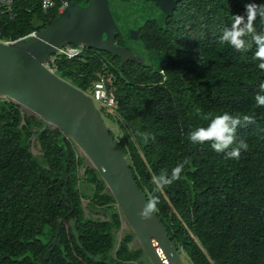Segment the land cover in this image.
<instances>
[{"label":"trees","instance_id":"16d2710c","mask_svg":"<svg viewBox=\"0 0 264 264\" xmlns=\"http://www.w3.org/2000/svg\"><path fill=\"white\" fill-rule=\"evenodd\" d=\"M174 2L167 15L138 3L142 15L126 33L141 44V62L122 65L118 56L84 47L59 57L58 72L85 92L105 70L113 75L108 85L118 106L106 116L121 135L111 134L184 260L264 264V106L256 102L264 70L255 56L256 40H264V0ZM15 9V19H0L7 39L59 15L40 0H16ZM225 30L236 31L247 50L221 43ZM224 112L240 117L233 145L216 152L211 141H190L191 130L209 123L205 115ZM33 136L40 157L31 150ZM240 141L247 148L239 158L228 155ZM123 216L72 139L0 100V264H150L142 247L131 246L132 230L118 242Z\"/></svg>","mask_w":264,"mask_h":264},{"label":"water","instance_id":"95a60500","mask_svg":"<svg viewBox=\"0 0 264 264\" xmlns=\"http://www.w3.org/2000/svg\"><path fill=\"white\" fill-rule=\"evenodd\" d=\"M65 9L52 24L11 43L0 41V97L21 106L72 139L99 171L108 190L139 239L150 264H187L155 210L142 215L150 204L92 97L49 70L44 62L60 48L74 45L109 52L141 62L116 37L130 30L125 7L130 0H64ZM154 1L167 15L174 0ZM175 3V2H174Z\"/></svg>","mask_w":264,"mask_h":264},{"label":"clouds","instance_id":"9594fccd","mask_svg":"<svg viewBox=\"0 0 264 264\" xmlns=\"http://www.w3.org/2000/svg\"><path fill=\"white\" fill-rule=\"evenodd\" d=\"M220 40L221 43L229 45L237 51H246L248 48V45L242 40L238 39V33L233 30L223 31ZM256 44L257 49L255 56L260 60L259 67L264 70V40L257 39ZM261 88L264 90V85H261ZM256 102L258 105L264 106V94H258L256 96ZM204 119L209 121L206 127H196L189 132V139L191 142L203 144L205 142L211 141L210 146L216 152L223 151L234 144L235 137L233 133L235 131V126L240 122L239 116L224 112L215 116L212 114L205 115ZM244 119L250 121L252 118L250 116H246ZM240 148L246 149L247 144H245L243 141H240L239 147L233 148V150L228 155L233 158H239ZM180 170L181 166L178 165L172 171L171 175L174 179L178 178ZM151 210L152 204L150 203L145 207L142 215L147 216Z\"/></svg>","mask_w":264,"mask_h":264},{"label":"built area","instance_id":"2783aa9c","mask_svg":"<svg viewBox=\"0 0 264 264\" xmlns=\"http://www.w3.org/2000/svg\"><path fill=\"white\" fill-rule=\"evenodd\" d=\"M41 5L44 11H49L53 9H58L59 13L65 9L66 2L64 0H40ZM16 0H0V19L3 17H8L10 19H15L17 17V11L15 9ZM2 26L0 22V41L11 43L13 39H7L2 34ZM34 32H31L23 37H29ZM22 37V38H23ZM82 48L80 46L68 45L60 48L56 53H54L50 59L44 62V65L56 73L61 77L58 72L57 59L63 55H66L68 58H73L82 52ZM63 78V77H61ZM113 75L105 70L101 73L99 79L94 82L93 86L90 88V92H86V94L90 95L94 100L96 106L100 109L106 108L107 110H114L118 106V99L113 91L108 85L109 82L112 81ZM65 79V78H63ZM67 80V79H66ZM85 92V91H84ZM100 109V110H102Z\"/></svg>","mask_w":264,"mask_h":264},{"label":"rangeland","instance_id":"374dc122","mask_svg":"<svg viewBox=\"0 0 264 264\" xmlns=\"http://www.w3.org/2000/svg\"><path fill=\"white\" fill-rule=\"evenodd\" d=\"M130 5H126V9H125V12H124V16H126V20H127V23L129 24H133L134 22V19L137 17V16H140L142 15V11L139 10V4L138 6L135 5L136 3H142V4H148L149 5V1L145 2V0H130ZM136 2V3H135ZM135 24V23H134ZM129 31V30H128ZM125 41L128 43V44H131L132 46H135L137 47L139 50H140V53L144 52L143 49H142V46L141 44L138 43V40L135 39V35H133L132 32H127L126 36H125ZM68 81H70L72 84H73V81L71 80V78L68 77ZM87 92H90L89 90ZM7 100V98L5 97H0V100ZM100 109H102L100 107ZM106 111L107 109L104 108L101 110L103 116H104V119L105 121L107 122L109 128L113 131V133L115 134V136H119L121 135V131L119 129V127L117 126V124H115L111 119H109L107 116H106ZM28 116H33V115H28ZM38 118V117H37ZM39 120H41V122H43L44 125H48L52 130H54L49 123L45 122L44 120H42L41 118H38ZM36 130V129H35ZM76 144V143H75ZM30 147H31V150L34 152V154L38 157L41 156L42 154V151H41V146L38 142V138L37 136H33L32 139H31V143H30ZM76 147L80 153V155L86 160L87 164L91 167L94 168V166L91 164V162L88 160L87 158V155L80 149V147L76 144ZM85 168H86V165H83L81 167V171L80 173L81 174H84L85 172ZM81 187L83 189V191L85 193H92V190L90 189V186L85 183V182H82L81 181ZM87 201H84V206L86 207L87 205ZM86 213L88 216H91V214L86 210ZM105 213L106 212H103V211H99L97 212L96 216L97 217H102L103 219H105L106 217L105 216ZM131 230L130 228V225L129 223L127 222L125 216H123V226L122 228L117 232V240L118 242L122 239V237L125 235V231H129ZM118 245V243H117ZM132 247H142L141 246V243L139 241V239L137 237H135L134 241L132 242L131 244ZM185 262L187 264H189V262L187 260H185Z\"/></svg>","mask_w":264,"mask_h":264},{"label":"flooded vegetation","instance_id":"af4514ba","mask_svg":"<svg viewBox=\"0 0 264 264\" xmlns=\"http://www.w3.org/2000/svg\"><path fill=\"white\" fill-rule=\"evenodd\" d=\"M177 3H178V1L179 0H175ZM145 2H147V1H145ZM82 5H83V3L82 2H80ZM136 3V2H135ZM149 3V5H151L153 8H155V6H156V4L154 3V1L152 2V1H149L148 2ZM172 3H174V2H172ZM176 4V3H175ZM130 5V2H128V6ZM135 5H137L138 6V3H136ZM157 7V6H156ZM156 9V8H155ZM161 14V13H160ZM162 15V14H161ZM139 17L137 16L135 19H134V21H136L137 19H138ZM126 32L125 33H120V34H118L117 35V37H116V42H117V44H119V45H121V46H124V47H127L129 50H131L132 52H133V54L138 58V59H142V53H140V50L137 48V47H135V46H132L131 44H128V43H125L126 41L125 40H123L122 38L124 37L125 38V36H126ZM124 43V44H123ZM119 57V56H118ZM119 59H120V62L122 63V58L121 57H119ZM134 59H129V60H127L126 62H125V64L127 63V62H130V61H133ZM134 61H136V60H134Z\"/></svg>","mask_w":264,"mask_h":264}]
</instances>
